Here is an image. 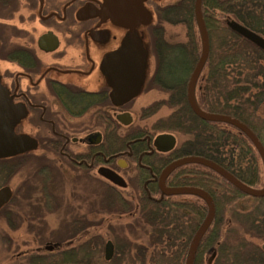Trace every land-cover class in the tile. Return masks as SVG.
Masks as SVG:
<instances>
[{
  "label": "flooded vegetation",
  "instance_id": "1",
  "mask_svg": "<svg viewBox=\"0 0 264 264\" xmlns=\"http://www.w3.org/2000/svg\"><path fill=\"white\" fill-rule=\"evenodd\" d=\"M149 1L0 0V138L5 129L18 127L22 130L24 147L21 154L0 157V161L23 156L25 165H29L25 177V211L22 217L14 216L15 209L10 207L12 221L29 225L48 222L52 216L58 219V228L64 230L62 239L66 238L68 245L81 238L76 236L79 224H86L85 235L93 230L90 205L93 186L97 183L104 190L102 196L108 210L105 213L117 212L124 235L127 228L142 223V214H146L142 209L153 213L151 209L165 207L170 215L181 214L186 233L177 241L172 236L169 238L168 254L181 256L185 264L192 240L206 218L207 205L191 194L164 195L160 178L175 161L188 157L205 159L194 151L203 150L205 142L177 131L155 130L160 122L174 116L180 118L184 109L181 101L190 110L187 84L191 74L183 90L184 99L182 92L177 98L158 90L159 60L154 56L153 36L158 31L156 8L161 4ZM144 4H148L150 11L146 7L142 9ZM146 12L152 15L149 23ZM129 38L136 41L143 58L132 77L133 91L116 103L112 98L116 84L129 79V74L121 77L120 70L132 69L112 57L122 51ZM161 43H170L163 30ZM196 84L194 100L201 110L196 102ZM157 93L165 99H152ZM144 97L151 102L138 109L135 104ZM160 109L169 114L152 119ZM125 115L123 120H130L127 125L121 120ZM198 127L204 130V125ZM234 130L233 167L235 175L241 173L243 179L232 176L247 187L260 190L264 187L262 161L246 136L238 138L239 130ZM159 135L173 137L171 150L163 152L155 147L154 140ZM165 147L166 143L160 145ZM101 169L116 175L120 182L105 177ZM205 169L196 164L183 165L162 180L166 189H197L207 193L213 202L212 221L196 245L192 264L195 261L207 264L210 257V264L216 260L224 229L233 221L228 215L229 206L215 203L205 190ZM15 175L11 170L6 186L11 204L18 184ZM36 209L38 213L33 211ZM78 209L80 215L76 213ZM213 226L215 233H208ZM248 242L258 246L263 255L257 260L264 264V243L253 237ZM91 251L90 248L87 253L91 255Z\"/></svg>",
  "mask_w": 264,
  "mask_h": 264
},
{
  "label": "trees",
  "instance_id": "2",
  "mask_svg": "<svg viewBox=\"0 0 264 264\" xmlns=\"http://www.w3.org/2000/svg\"><path fill=\"white\" fill-rule=\"evenodd\" d=\"M201 12L208 35L209 51L196 84L198 90L196 102L206 113L230 116L243 123L264 146V50L255 42L230 28L223 18L232 17L247 31L264 40V0H202ZM156 18L158 31L157 35L153 36L155 46L153 52L155 58L159 60L156 72L158 90L177 98L182 92L184 99L185 84L200 55L192 29L195 22L194 0H173L161 4L156 8ZM163 23L171 27H185L186 42L161 45ZM160 59L164 60L160 61ZM183 102L184 109L180 111V118L174 116L173 119L176 122H173V119L160 122L161 124L155 130L158 132L177 131L187 135L190 139H204L205 148L194 150L197 155L215 163L241 181L243 179L239 175L241 173L238 176L235 175L233 167L234 133L232 135L230 131L227 132L222 128L219 131L216 130L215 128L220 124L201 122L193 116L185 101L180 103ZM188 124L189 127H186ZM198 124L204 125V130H201ZM229 128L235 131L233 127ZM237 137H243V134L238 131ZM248 159L254 162L251 156ZM24 165L23 156L0 161V174L6 181L0 186V190L8 186L7 179L11 175V170L16 174ZM205 170V190L212 196L215 203L229 206L228 215L233 218V221L228 222L224 229V238L218 249L219 255L212 264L261 263L257 259L263 255L262 252L258 246L249 243L248 239L253 237L264 243V198L254 199L243 195L233 190L214 172ZM249 186L252 185L249 184ZM26 193V181L23 179L15 187L12 196L14 203H8L9 200H7L0 207V216L6 221L9 232L13 233L19 225H22L12 221L13 215L9 208L13 206L16 213L14 216L22 217ZM235 194L252 201V204L249 207L244 204L232 205L236 199ZM90 206L95 219L93 231H98V234L92 235L85 242H80V239L85 236L83 232L81 238L76 239L79 242L77 241V244L70 249L60 250L62 243L58 240L55 244H51L56 245L51 252L44 250L47 243L43 247L31 250L30 253L12 255L11 260L21 259L18 264L183 263L181 256L168 254L169 238L172 236L174 241H177L182 239L186 233L181 214L174 212L170 215L165 207L151 209L153 213L149 209H142V213H146L142 214V223L129 225L131 227L127 228L128 231L124 235L119 224L112 225L108 222L109 217L107 216L112 215V212L105 213L108 210L105 208L104 199L94 202V192ZM115 214H117L116 211ZM85 225L84 223L79 224L77 230H84ZM214 227L208 233H215ZM105 230L106 235H104ZM105 237H107L105 243L110 241L114 247L109 261L104 260L98 248L99 245H103L104 248ZM12 244V240L7 235L0 236V246H2L0 250L8 252ZM90 248L92 249L91 255L87 253ZM194 264L198 263L195 261Z\"/></svg>",
  "mask_w": 264,
  "mask_h": 264
},
{
  "label": "water",
  "instance_id": "3",
  "mask_svg": "<svg viewBox=\"0 0 264 264\" xmlns=\"http://www.w3.org/2000/svg\"><path fill=\"white\" fill-rule=\"evenodd\" d=\"M146 0H139V2H143ZM201 2L202 0H194V19L197 26L199 38H200V55L197 60V63L191 73V76L189 78L188 84H187V102L189 105L190 110L192 113L197 116L199 119L207 121V122H215V123H221L228 126H231L233 128H236L239 130L242 134L246 136V138L252 143L253 147L255 148L257 154L259 155L262 164L264 166V148L260 144L257 137L253 134L251 130H249L243 123L239 122L238 120L230 117L225 116L221 114H212V113H206L201 111L194 100V88L195 84L197 82V79L205 65V62L207 60L208 51H209V44H208V35L206 31V27L204 24V19L201 12ZM245 35V34H244ZM248 39L255 42L260 48L264 50V41L259 38V40H255L254 38L245 35ZM143 58V52L139 48L138 44L134 39L129 38L126 43L124 44V47L122 51L112 57V60L115 62H119L122 65H125V67H131L132 70L123 69L120 70L121 77L126 76L129 74V79H124V84H116V92L112 94V98L114 102L118 103L120 101L125 100L129 94L133 91V84H132V77L137 72V69L140 66L141 59ZM117 92H122V94L118 95ZM117 93V94H116ZM124 117H127V115L121 117V120H123ZM130 120L129 118L127 120H123V124L127 125L129 124ZM2 131V130H0ZM96 136V135H94ZM162 143H166L165 148H160V145ZM155 147L163 152H167L171 150L174 146V139L172 136L169 135H159L154 140ZM24 150L23 147V140H0V157H6L9 155H16L21 154ZM187 164H196L203 166L218 176H220L224 181H226L228 184L233 186L236 190H238L240 193L254 197V198H263L264 197V187L260 190H255L250 187H247L246 185L239 182L237 179H235L231 174H229L227 171H225L223 168L219 167L215 163L207 160L202 159L198 157H188L183 158L178 161H175L171 165H169L161 174L160 182H161V191L164 195H178V194H191L195 195L201 199H203L207 205V215L205 220L202 222L200 227L198 228L188 253V256L186 258L185 264H192L193 262V256L195 252L196 245L201 238V236L205 233L207 228L209 227L213 215H214V207L213 202L210 198V196L200 190L193 189V188H177V189H166L163 186L162 180L165 178V176L172 170L183 166ZM100 172L110 180H113L115 182H120L119 178L114 175L113 173L109 172L108 170L101 169ZM9 191L7 188H3L0 190V207L8 200L9 198ZM56 245H47L45 247V250L50 252L55 248ZM262 249L264 251V245L262 246ZM113 255V245L110 241H107L104 246V260L109 261ZM212 260V257L208 259L207 264H210Z\"/></svg>",
  "mask_w": 264,
  "mask_h": 264
},
{
  "label": "rangeland",
  "instance_id": "4",
  "mask_svg": "<svg viewBox=\"0 0 264 264\" xmlns=\"http://www.w3.org/2000/svg\"><path fill=\"white\" fill-rule=\"evenodd\" d=\"M153 1L159 3V4H165L168 3L170 1L173 0H150L149 3L151 4ZM144 7H146L145 9H147L148 11H150L148 4H144L142 6V9H144ZM147 15V21L146 22H150L152 19V15L150 12H146ZM225 23L232 28L233 30H236L237 32L241 33L242 35H248L252 38H254L255 40H259L260 37L252 34L251 32L247 31L245 28H243L240 24H238L235 20L232 19V17L229 16H225L223 17ZM163 26V33L165 38H167L168 41H170V45H172V43L175 42H181V43H185L186 42V29L183 26H170L166 23L162 24ZM141 28H144V26H141ZM193 34H194V38H195V42L197 44V50L200 52V39H199V35H198V31H197V27L195 22L193 23ZM262 40V38H260ZM166 40V39H165ZM264 41V40H263ZM141 44H144V41L141 40ZM163 95H161V93H157V95L155 97H152V99H162ZM165 99V98H163ZM150 98H141L140 100H138V102L135 104L137 105V108L139 109L140 106H144L148 103H150ZM138 109H136V113L137 116L138 114ZM169 114L168 111H166L165 109H160L158 111V113L156 114V116H153L152 119L154 118H158L160 116H165ZM231 127V126H229ZM229 127H227V125L225 124H220L219 127L215 128L216 130H220V128L226 130L227 132H231V134L233 135V130L230 129ZM232 128V127H231ZM4 134L1 136L0 140L4 141V140H21L23 138L22 136V130L20 128H9V129H5L4 130ZM259 165V168L261 167L260 161L257 162ZM27 167H29V165L27 164L26 166L24 165L19 172L16 173V175L14 176L15 178V184H17L18 182H21L23 179L25 180V177L28 174V171H26ZM261 174V173H260ZM1 175V174H0ZM6 181H4V176H0V186H2ZM93 192H94V202H98L99 200H103L104 197L100 196L103 192V188H101L99 185L94 184L93 186ZM231 190V189H230ZM236 196V194H235ZM233 204H244L245 206L249 207L252 204V201L247 200L244 197H240V196H236V199L234 201ZM86 208V206H84V209ZM25 211V209H24ZM36 211V213H38V210H33ZM74 212V210H73ZM77 215H80V210H76ZM107 216V215H105ZM109 217V223H112V225H117L119 224L121 221L117 220L118 219V215L117 214H112L107 216ZM117 218V219H116ZM58 220V219H57ZM57 220H54V217H49L48 218V222H41V223H35V224H29V225H19V227L12 233L9 232L7 229V223L6 221L3 219L2 216H0V236H5L7 235L9 239L12 240V247L11 249L7 252H4L2 250H0V264H15V263H20L21 259H12L13 257L12 255H16L18 253L24 255L27 252L30 253L31 250H36L37 248L43 247V245L45 244H55L58 240H61L62 237H64V230H61L58 228V223ZM95 220V219H94ZM113 220V221H112ZM97 222V221H96ZM103 231V230H102ZM101 231V234H102ZM85 233L86 230H82V231H78V234L76 236H81L82 233ZM107 231H104V235H106ZM98 231H93L91 230L88 231V234L83 236L82 239H80V242L83 241H87L88 239H90L92 237V235H96L98 234ZM107 240V237L104 238V243ZM63 241V242H62ZM77 241L79 242V240L74 239V241L72 240V244L71 245H67L66 242V238L62 239L60 243H62L60 250H64L69 249L71 247H73V245L77 244ZM47 244V245H48ZM2 246H0L1 248ZM99 250L102 252V255L104 254V248L103 245H99L98 246ZM205 261H207V259L209 258L208 255H206L205 257Z\"/></svg>",
  "mask_w": 264,
  "mask_h": 264
}]
</instances>
